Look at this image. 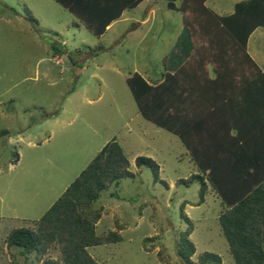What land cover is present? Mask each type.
<instances>
[{"label": "rangeland", "instance_id": "374dc122", "mask_svg": "<svg viewBox=\"0 0 264 264\" xmlns=\"http://www.w3.org/2000/svg\"><path fill=\"white\" fill-rule=\"evenodd\" d=\"M232 3L205 1L217 14L230 13ZM148 11L150 19L136 23ZM122 13L96 36L54 0H0V264L56 260L53 248L24 254L5 238L14 228L32 226L111 140L120 145L133 177L107 187L95 202L101 208L95 233L115 230L120 240L90 247L91 256L99 264H182L175 244L189 226L182 207L192 223V262L209 252L221 264H234L218 223V195L207 184L200 202V183H184L197 173L189 153L176 134L141 116L126 83L136 72L156 84L172 70L191 33L184 18L191 22L194 12L148 0ZM203 40L195 34L194 46H204ZM247 47L260 52L264 65L263 27L252 32ZM202 57L208 76L213 65ZM140 155L157 163V174L135 165Z\"/></svg>", "mask_w": 264, "mask_h": 264}, {"label": "trees", "instance_id": "16d2710c", "mask_svg": "<svg viewBox=\"0 0 264 264\" xmlns=\"http://www.w3.org/2000/svg\"><path fill=\"white\" fill-rule=\"evenodd\" d=\"M54 1L100 36L125 9L142 0ZM176 1L166 0V7L194 12L191 22L183 17L193 44L188 58L156 84L136 72L126 83L141 116L176 134L189 153L197 173L184 183H200V202L207 184L218 195L223 207L218 223L234 264H264V117H259L264 110V70L247 52L250 34L264 28V0H240L228 14L208 9L206 0H179L178 6ZM26 18L36 23L30 15ZM195 34L205 40L204 46H194ZM202 54L204 63L213 65L208 76ZM134 161L157 174L159 166L150 157L140 155ZM128 167L120 145L106 142L32 226L7 234L6 244L24 254L57 250L56 260L44 264H99L88 249L115 243L120 235L115 230L95 233L101 208L94 204L107 187L133 177ZM181 218L189 226L175 241L176 255L182 264H195V247L188 238L192 223L182 207ZM198 259L197 264H221L214 253L203 252Z\"/></svg>", "mask_w": 264, "mask_h": 264}, {"label": "crops", "instance_id": "0c3cea01", "mask_svg": "<svg viewBox=\"0 0 264 264\" xmlns=\"http://www.w3.org/2000/svg\"><path fill=\"white\" fill-rule=\"evenodd\" d=\"M238 1H240V0H233V3H232V10L230 11V13L233 11V7H234V4L236 3V2H238ZM147 3L148 2V0H142L140 3ZM139 3V4H140ZM138 4V5H139ZM165 4H166V0H165ZM65 9V8H64ZM124 12V11H123ZM151 11H148V13L146 14V16L145 17H143L140 21H138V22H136V23H138L139 25H141V24H144V23H146L149 19H150V17H151ZM123 14V13H122ZM228 14V13H227ZM115 21H117V20H114V21H112L108 26H107V28H109V27H111V25L115 22ZM252 34V33H251ZM250 34V35H251ZM185 41H186V44H185V54H183V56L182 57H180L181 58V60L180 61H177V59H178V55H177V53H176V57H174L175 59H174V61L172 62V65H170L169 66V68L170 69H172L170 72H173L180 64H182L187 58H188V56H189V54L191 53V51H192V48H193V45H192V41H191V38H190V34L189 33H187V36H185ZM247 45H248V40H247ZM247 52H248V54L251 56V58L254 60V62L257 64V66L261 69V70H264V65L263 64H260L259 62H262V60H261V55H259L260 54V52H258V51H253V53H251V51H249L248 50V47H247ZM264 59V58H263ZM171 67H173V68H171ZM259 117L260 118H262L263 119V117H264V110L262 109L261 110V112L259 113Z\"/></svg>", "mask_w": 264, "mask_h": 264}]
</instances>
